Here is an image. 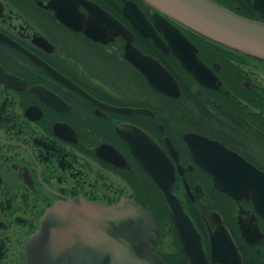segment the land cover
I'll use <instances>...</instances> for the list:
<instances>
[{"label":"flooded vegetation","instance_id":"af4514ba","mask_svg":"<svg viewBox=\"0 0 264 264\" xmlns=\"http://www.w3.org/2000/svg\"><path fill=\"white\" fill-rule=\"evenodd\" d=\"M211 1L264 23L257 0ZM126 2L137 6L164 49L129 19ZM156 14L141 0H0V264H23L25 242L57 202L110 206L123 198L154 214L157 256L189 264L161 191L127 141L129 131L132 141L160 149L172 165V193L209 264H221L214 262L223 257L219 250L227 260L239 256V264H264V215L254 200L217 190L191 146L218 144L232 180L236 162L264 174V62L168 19L216 77L218 88L204 86L173 53ZM127 53L163 68L180 96L151 85ZM218 230L219 247L211 241Z\"/></svg>","mask_w":264,"mask_h":264},{"label":"water","instance_id":"95a60500","mask_svg":"<svg viewBox=\"0 0 264 264\" xmlns=\"http://www.w3.org/2000/svg\"><path fill=\"white\" fill-rule=\"evenodd\" d=\"M141 1L156 11L154 22L164 33L171 50L182 66L204 86L218 88L216 77L199 60L195 47L168 19L207 41L264 62V23L237 15L211 0ZM254 7L264 14L263 2L255 1ZM125 12L144 36L153 38L155 45L164 49V43L135 4L126 2ZM127 56L146 74L151 85L165 94L180 96L176 82L163 68L138 54L134 58L130 53ZM134 136L133 131L126 133L134 155L162 193L189 264H209L199 235L172 193V165L160 149L150 150L147 144L143 148L137 141H132ZM194 145L191 146L197 161L213 177L215 188L238 200H254L264 215V174L236 162L232 180L224 174L225 166L219 162V153L223 150L218 144L210 142L209 146L203 145L205 148ZM202 149H207L209 154L203 155ZM157 229L153 213L130 198L110 206L84 199L59 201L45 211L39 226L25 242L23 264H165L151 246ZM221 236L218 230L211 238L212 244L214 241L219 247ZM217 253H223V257L214 262L240 263L239 256L227 260L226 250Z\"/></svg>","mask_w":264,"mask_h":264},{"label":"rangeland","instance_id":"374dc122","mask_svg":"<svg viewBox=\"0 0 264 264\" xmlns=\"http://www.w3.org/2000/svg\"><path fill=\"white\" fill-rule=\"evenodd\" d=\"M170 237H172V236L170 235Z\"/></svg>","mask_w":264,"mask_h":264}]
</instances>
